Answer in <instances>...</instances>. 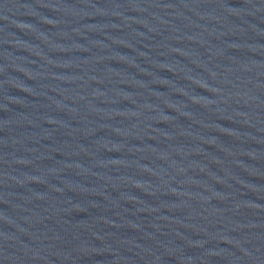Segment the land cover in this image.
I'll use <instances>...</instances> for the list:
<instances>
[{
  "label": "water",
  "instance_id": "95a60500",
  "mask_svg": "<svg viewBox=\"0 0 264 264\" xmlns=\"http://www.w3.org/2000/svg\"><path fill=\"white\" fill-rule=\"evenodd\" d=\"M0 264H264V0H0Z\"/></svg>",
  "mask_w": 264,
  "mask_h": 264
}]
</instances>
